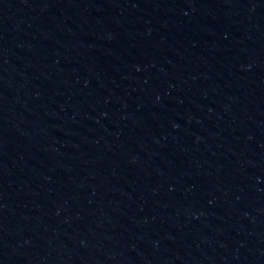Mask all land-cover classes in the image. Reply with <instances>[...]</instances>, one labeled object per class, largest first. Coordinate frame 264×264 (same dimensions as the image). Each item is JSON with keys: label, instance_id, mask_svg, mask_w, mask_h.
<instances>
[{"label": "water", "instance_id": "95a60500", "mask_svg": "<svg viewBox=\"0 0 264 264\" xmlns=\"http://www.w3.org/2000/svg\"><path fill=\"white\" fill-rule=\"evenodd\" d=\"M0 264H264V0H0Z\"/></svg>", "mask_w": 264, "mask_h": 264}]
</instances>
